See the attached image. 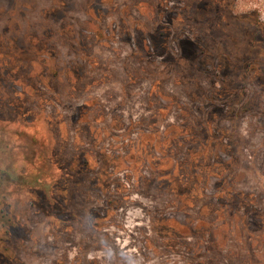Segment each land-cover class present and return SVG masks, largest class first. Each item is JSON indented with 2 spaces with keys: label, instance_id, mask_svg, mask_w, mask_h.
I'll use <instances>...</instances> for the list:
<instances>
[{
  "label": "rangeland",
  "instance_id": "rangeland-1",
  "mask_svg": "<svg viewBox=\"0 0 264 264\" xmlns=\"http://www.w3.org/2000/svg\"><path fill=\"white\" fill-rule=\"evenodd\" d=\"M0 172V264H264V0H0Z\"/></svg>",
  "mask_w": 264,
  "mask_h": 264
},
{
  "label": "flooded vegetation",
  "instance_id": "flooded-vegetation-1",
  "mask_svg": "<svg viewBox=\"0 0 264 264\" xmlns=\"http://www.w3.org/2000/svg\"><path fill=\"white\" fill-rule=\"evenodd\" d=\"M2 181H3V176L1 175V172H0V184H2ZM5 215V219L1 220L0 221V225H1V229H2V233L1 235H4V237L6 238L7 236H10L11 233L13 232L14 228L18 226L17 224V220L16 218L11 215V214H4ZM2 249V247H1ZM3 252H0L1 256H2V259H5L4 262L6 263L7 262V256H6V251H7V248L4 246L3 249H2Z\"/></svg>",
  "mask_w": 264,
  "mask_h": 264
},
{
  "label": "trees",
  "instance_id": "trees-1",
  "mask_svg": "<svg viewBox=\"0 0 264 264\" xmlns=\"http://www.w3.org/2000/svg\"><path fill=\"white\" fill-rule=\"evenodd\" d=\"M40 175H41V172L38 174V175H36V176H33L32 177V179H34V181L32 182V184H30V187H32V188H34V189H38V188H41V186H42V182L40 181H38L40 178ZM39 176V177H38ZM40 183V186H39V183ZM0 186H1V184H0ZM46 189V188H45ZM47 191H48V189H47ZM1 202V201H0ZM3 219H5V215H3L2 213H1V211H0V221L1 220H3ZM0 227H1V225H0Z\"/></svg>",
  "mask_w": 264,
  "mask_h": 264
}]
</instances>
